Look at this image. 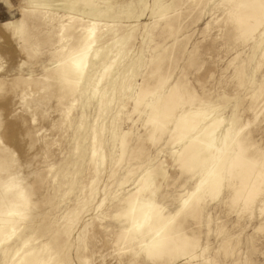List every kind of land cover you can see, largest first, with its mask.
Wrapping results in <instances>:
<instances>
[{"label": "rangeland", "instance_id": "1", "mask_svg": "<svg viewBox=\"0 0 264 264\" xmlns=\"http://www.w3.org/2000/svg\"><path fill=\"white\" fill-rule=\"evenodd\" d=\"M32 1L0 0V77L33 74L37 79L17 86L7 80L0 86V123L6 118L10 124L7 131L13 139L8 150L15 151L13 178L25 188L30 199L22 235L32 237L25 249L37 247L46 257L53 254L50 264H133L132 253H124L113 243V230L126 222L114 215L123 195L144 168L135 170L122 188H118L119 178L130 168L147 165L150 155L166 159L168 177L159 176L162 185L158 195L165 193L170 208L179 206L180 195L187 196L197 180H189L190 173L177 168L170 147L156 146L150 141L145 103L133 112L137 86L149 74L157 57L165 55L161 70L170 79L162 89H168L177 80H187L198 98L216 106V114L224 117L226 124L233 122L240 128L250 153L261 158L264 58L258 42L260 35L244 44L225 31L222 10L200 16L191 9V0H96L95 5L87 8L88 15L109 25L102 43L108 46L111 57L120 50L122 59L101 83V88L107 90V107H100L99 95L78 93L79 101L67 118L63 105L52 96L44 97L54 92V87H45V77L47 68L54 65L52 53L58 46L54 40L59 20L45 19L33 11ZM61 2L65 5H56L57 12L62 9L60 13L80 15L82 6L77 2ZM178 6L180 10L176 9ZM170 18L180 31L166 29ZM89 73H94L92 68ZM117 77L114 94L112 82ZM23 88L27 91L25 101L20 99ZM96 126L101 140L99 153L106 156L104 162L99 155L98 160H92ZM126 131L127 147L119 163L123 149L119 142ZM6 142L2 136L0 146ZM158 148L163 151L159 153ZM96 170L98 180L91 189ZM231 195V189L224 187L215 200L207 198L200 221L197 217L189 218L187 231L198 232L202 246H207L204 257H199L195 264H264V194L252 211L244 209L242 201L232 203ZM227 240L225 247L223 242ZM14 245L20 246V242L11 244L9 249ZM184 261L179 260L178 264ZM138 262L153 264L143 256Z\"/></svg>", "mask_w": 264, "mask_h": 264}, {"label": "bare ground", "instance_id": "2", "mask_svg": "<svg viewBox=\"0 0 264 264\" xmlns=\"http://www.w3.org/2000/svg\"><path fill=\"white\" fill-rule=\"evenodd\" d=\"M57 1L65 0H33L32 7L33 11L41 13L45 19L59 20L54 40L58 46L52 53L54 65L51 64L47 68L45 77V87H54V92L53 95L48 92L44 97L46 99L54 97L58 104L63 105V113L68 118L79 101L78 93H91L93 97L99 95L100 107H107V90L101 88V83L112 72L115 64L121 61L122 53L119 50L111 57L108 46H105V42L102 43L105 39L104 31L109 25L88 15L87 8L95 5L96 0H74L82 6L80 15L60 13L62 9L57 12L54 8L56 5H65L62 2L55 4ZM191 6V9L197 11L200 16L208 11L222 10L225 14L223 23L225 31H229L231 37L242 40L244 44L260 35L258 42L263 47L264 58V0H191ZM69 8L73 10L74 6ZM176 9L180 10V7ZM166 29L180 31L173 26L171 18L166 22ZM164 56L157 57L149 69V74L137 86L133 98L135 103L133 112L135 113L139 106L145 103V125L151 129L150 141L156 146L164 144L163 148L170 147L177 168L190 173L189 180H197L193 188L187 191V196L180 195L179 206L170 208L164 199L165 193H162V196L158 195L162 185L158 180L159 176L163 179L168 177L164 166L166 159L159 160L160 158L150 155L147 165L130 168L119 178L118 188H122L129 182L130 175L135 170L144 168L133 182V187L123 195V202H120L121 206L114 215L126 222L113 230L115 232L113 243L124 253L125 251L132 253L130 259L133 264H139L140 256L153 264H178V261L183 259L185 261L181 264H195L199 257H204L207 246H202L198 232L187 231L186 224L190 217H197L200 221L207 198L215 200L222 189L227 187L232 191L230 200L232 203L238 204L242 201L244 209L252 211L259 196L264 194V189H261V184H264V154L261 158L254 157L247 148L246 138L242 136L240 128L235 127L233 122L226 124L225 118L216 114V106L208 100L198 98L196 90L187 80H177L174 84L170 83L168 89L163 90L162 87L170 79L162 74L161 63L166 61ZM90 68L94 73H89ZM239 70L242 72L243 68ZM118 78L112 82L114 94ZM7 80L14 86L37 81L33 74L26 77L18 75L14 78L0 77V86ZM26 96L27 91L23 88L20 99L25 101ZM9 125L6 118L0 123V138L3 136L7 139L6 144L0 146L1 263L50 264L53 254L48 253L46 257L37 247L25 249L32 237L22 235L26 226L24 220L29 213L30 199L25 188L13 178L16 164L15 151L8 150L13 139L7 131ZM128 134L129 131L123 132L119 142L123 148L119 163L125 155ZM100 147L101 140L96 126L93 129V162L98 155L102 157L103 162L106 159L104 153L100 155ZM163 148H158L159 153ZM93 174L95 175L91 178V189L95 188L99 170ZM104 201L105 198L102 203ZM262 203L264 204V200ZM18 241L20 246L14 245L9 249L11 244ZM227 245L228 240L223 242V246Z\"/></svg>", "mask_w": 264, "mask_h": 264}]
</instances>
